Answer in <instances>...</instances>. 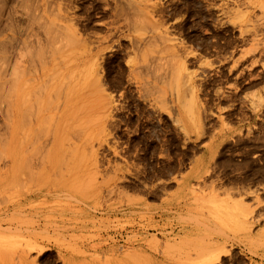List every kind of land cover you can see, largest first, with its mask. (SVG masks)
<instances>
[{"label":"rangeland","instance_id":"rangeland-1","mask_svg":"<svg viewBox=\"0 0 264 264\" xmlns=\"http://www.w3.org/2000/svg\"><path fill=\"white\" fill-rule=\"evenodd\" d=\"M0 264H264V0H0Z\"/></svg>","mask_w":264,"mask_h":264},{"label":"bare ground","instance_id":"bare-ground-1","mask_svg":"<svg viewBox=\"0 0 264 264\" xmlns=\"http://www.w3.org/2000/svg\"><path fill=\"white\" fill-rule=\"evenodd\" d=\"M173 234H174V233H173ZM172 244L174 245V243H171V244L168 245V247H169V248H170V247L173 248V245H172ZM174 246H176V245H174ZM41 249H42V250H41ZM39 250H40L41 252H43L44 249L40 247ZM39 250H38V251H39ZM39 253H40V252H39ZM40 254H41V253H40ZM208 263H210V262H208Z\"/></svg>","mask_w":264,"mask_h":264}]
</instances>
